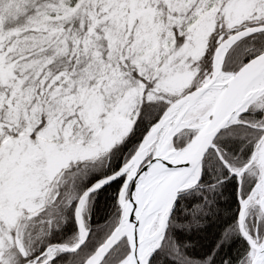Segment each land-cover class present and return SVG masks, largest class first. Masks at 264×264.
Instances as JSON below:
<instances>
[{
    "label": "snow or ice",
    "instance_id": "obj_1",
    "mask_svg": "<svg viewBox=\"0 0 264 264\" xmlns=\"http://www.w3.org/2000/svg\"><path fill=\"white\" fill-rule=\"evenodd\" d=\"M0 264H264V0H0Z\"/></svg>",
    "mask_w": 264,
    "mask_h": 264
}]
</instances>
